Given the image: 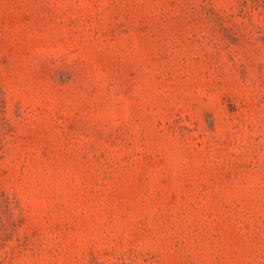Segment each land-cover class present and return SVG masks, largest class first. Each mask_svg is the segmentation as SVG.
I'll use <instances>...</instances> for the list:
<instances>
[{"label": "rangeland", "instance_id": "374dc122", "mask_svg": "<svg viewBox=\"0 0 264 264\" xmlns=\"http://www.w3.org/2000/svg\"><path fill=\"white\" fill-rule=\"evenodd\" d=\"M0 264H264V0H0Z\"/></svg>", "mask_w": 264, "mask_h": 264}]
</instances>
